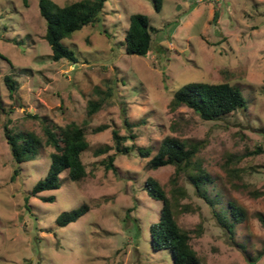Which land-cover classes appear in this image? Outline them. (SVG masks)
Listing matches in <instances>:
<instances>
[{
	"label": "rangeland",
	"instance_id": "obj_1",
	"mask_svg": "<svg viewBox=\"0 0 264 264\" xmlns=\"http://www.w3.org/2000/svg\"><path fill=\"white\" fill-rule=\"evenodd\" d=\"M136 11L157 28L149 56L124 49ZM44 32L37 0H0V264H171L168 248L150 244L149 224L159 218L161 200L144 188L151 175L173 199L174 165L147 166L166 134L201 141L198 156L212 175L213 206L184 175L177 181L186 194L172 204L199 264H264V0H162L159 10L152 0H105L98 21L62 39L77 61L53 60ZM5 73L18 80L12 96ZM191 80L228 81L241 90L246 107L203 119L184 104L172 105V92ZM102 95L103 105L86 124L81 179L71 180L64 169L58 187L31 194L50 164L53 148L46 144L11 179L15 162L2 127L7 118L42 136L40 118L31 114L81 122L87 101ZM123 107L135 123V137L125 142L149 146L150 153L109 148L95 154L113 143V127L127 132ZM109 153L112 168L101 162ZM229 200L245 209L233 232L213 210L231 220ZM82 203L88 209L75 220L56 223L58 213Z\"/></svg>",
	"mask_w": 264,
	"mask_h": 264
},
{
	"label": "trees",
	"instance_id": "obj_2",
	"mask_svg": "<svg viewBox=\"0 0 264 264\" xmlns=\"http://www.w3.org/2000/svg\"><path fill=\"white\" fill-rule=\"evenodd\" d=\"M104 2L105 0H70L61 4L55 0H37L39 13L45 21L44 37L51 47L53 60L64 57L70 61H77L74 51L62 39L75 30L98 21L101 18ZM152 3L155 10H159L162 0H152ZM156 30L147 14L139 11L132 12L124 34L125 51L149 56L153 50L152 39ZM3 81L9 96H12L18 88V80L11 74L5 73ZM96 91L100 93L101 89L97 88ZM104 98L105 95H102L87 101L86 116L81 122L72 119L61 124L48 119L47 116L31 114L40 118L42 136L31 128L9 125L10 119L7 118L2 127L15 162L11 179L18 173L21 162L36 157L45 144L53 148L49 152L50 164L46 174L33 184L31 194L58 187L59 173L64 169L67 170L71 180L81 179L86 174L81 152L89 145L86 124L93 113L103 105ZM171 104L174 106L184 104L203 119H215L236 108H245L246 99L241 90L228 81L191 80L184 82L172 92ZM0 107L3 108L1 93ZM121 115L127 132L120 133L118 127H113L111 129L113 143L96 147L94 153L106 152L109 148H114L118 153H127L136 148L140 155L147 156L150 153L149 146L144 147L133 141L125 142L135 137L132 131L135 123L128 119L124 107ZM101 127L98 125L94 128ZM200 147L201 141H187L175 135L166 134L161 138L156 151L147 160V166L151 168L167 163L174 165V174L170 178L173 199L166 194L165 189L155 177L148 175L144 180L147 193L161 200L159 218L149 224L150 244L155 249L168 248L171 253V264L200 263V258L190 242L189 231L179 226L173 214V202H178V195L186 194V191L178 186V176L184 175L197 195L210 205L213 206L215 203L208 193V184L212 181V175L198 156ZM113 159L114 154L109 153L101 159V162L106 168H112L114 167ZM41 198L52 200L53 195H42ZM87 209L88 204L82 203L58 213L55 221L59 225H64L75 220ZM213 210L217 221L229 232H233L234 222L245 216V209L233 200L228 201L231 220Z\"/></svg>",
	"mask_w": 264,
	"mask_h": 264
}]
</instances>
